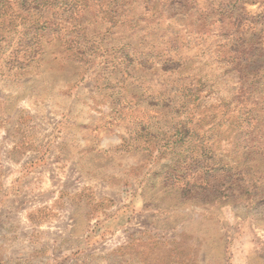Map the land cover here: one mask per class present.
I'll return each mask as SVG.
<instances>
[{
	"label": "rangeland",
	"instance_id": "rangeland-1",
	"mask_svg": "<svg viewBox=\"0 0 264 264\" xmlns=\"http://www.w3.org/2000/svg\"><path fill=\"white\" fill-rule=\"evenodd\" d=\"M0 264H264V0H0Z\"/></svg>",
	"mask_w": 264,
	"mask_h": 264
},
{
	"label": "crops",
	"instance_id": "crops-1",
	"mask_svg": "<svg viewBox=\"0 0 264 264\" xmlns=\"http://www.w3.org/2000/svg\"><path fill=\"white\" fill-rule=\"evenodd\" d=\"M76 196V195H75ZM73 194L71 193H66V192H57L55 195L54 205H52V212L56 216H61V214L68 212V211H73L74 207V197ZM55 206V207H54ZM61 226V225H59Z\"/></svg>",
	"mask_w": 264,
	"mask_h": 264
}]
</instances>
